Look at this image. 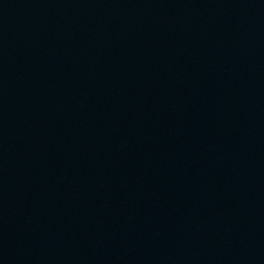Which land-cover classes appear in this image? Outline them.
Listing matches in <instances>:
<instances>
[{"label": "water", "instance_id": "water-1", "mask_svg": "<svg viewBox=\"0 0 264 264\" xmlns=\"http://www.w3.org/2000/svg\"><path fill=\"white\" fill-rule=\"evenodd\" d=\"M0 264H264V0H0Z\"/></svg>", "mask_w": 264, "mask_h": 264}]
</instances>
